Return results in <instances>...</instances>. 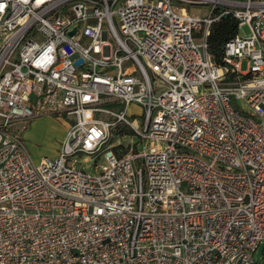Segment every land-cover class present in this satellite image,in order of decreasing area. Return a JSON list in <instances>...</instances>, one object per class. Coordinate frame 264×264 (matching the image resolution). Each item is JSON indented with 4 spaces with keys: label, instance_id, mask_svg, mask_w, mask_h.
<instances>
[{
    "label": "built area",
    "instance_id": "2783aa9c",
    "mask_svg": "<svg viewBox=\"0 0 264 264\" xmlns=\"http://www.w3.org/2000/svg\"><path fill=\"white\" fill-rule=\"evenodd\" d=\"M225 14L250 33L217 64ZM41 115L68 127L35 163ZM261 244L264 0H0V264H256Z\"/></svg>",
    "mask_w": 264,
    "mask_h": 264
},
{
    "label": "rangeland",
    "instance_id": "374dc122",
    "mask_svg": "<svg viewBox=\"0 0 264 264\" xmlns=\"http://www.w3.org/2000/svg\"><path fill=\"white\" fill-rule=\"evenodd\" d=\"M189 7L192 11L196 13L203 12L207 9V5L205 4H195L190 5ZM238 33L241 35H248L250 33L248 24L244 23L240 25V27L238 28ZM240 66L242 70L247 69L248 62L246 58H242L240 60ZM112 106L114 108L118 107L113 103ZM127 114L129 119H133V117H135L138 121H140L142 110L138 106L130 104L127 107ZM43 117H47V115H41L32 118L23 125L24 129H22L21 131L22 137L25 140V144L35 163H39V161L45 156L54 157L55 150L57 152L59 143L63 139L62 137H64L65 135L60 132L61 128H58V124H54L55 127L45 121L38 123L34 122V124H32L33 120ZM21 124V122H18V127H20ZM137 141L138 140L136 136H134L133 129L129 126L120 124L115 130H112L110 132L108 145L112 147L113 150L117 151L119 154H125L128 153L131 148L132 150H135ZM84 164L87 166L88 171L91 172L93 170V162L88 161ZM254 259L256 260V264H264V244H261L258 247L257 251L254 254Z\"/></svg>",
    "mask_w": 264,
    "mask_h": 264
},
{
    "label": "trees",
    "instance_id": "16d2710c",
    "mask_svg": "<svg viewBox=\"0 0 264 264\" xmlns=\"http://www.w3.org/2000/svg\"><path fill=\"white\" fill-rule=\"evenodd\" d=\"M238 20L231 14H225L215 21L207 37L208 51L215 63L223 62L222 56L225 43L229 41L238 30Z\"/></svg>",
    "mask_w": 264,
    "mask_h": 264
},
{
    "label": "crops",
    "instance_id": "0c3cea01",
    "mask_svg": "<svg viewBox=\"0 0 264 264\" xmlns=\"http://www.w3.org/2000/svg\"><path fill=\"white\" fill-rule=\"evenodd\" d=\"M47 122L51 125H53L55 127L54 124H58V128L60 127V132H62V134H65L66 130H67V127H68V123L64 120V119H60V118H57V117H53V116H48L47 117H43V118H37L35 120L32 121V124H34V122ZM60 121V122H59ZM18 124V123H17ZM16 124V126H18ZM22 126V124H21ZM60 135V134H59ZM63 138V137H62ZM57 154L56 150H55V155Z\"/></svg>",
    "mask_w": 264,
    "mask_h": 264
},
{
    "label": "water",
    "instance_id": "95a60500",
    "mask_svg": "<svg viewBox=\"0 0 264 264\" xmlns=\"http://www.w3.org/2000/svg\"><path fill=\"white\" fill-rule=\"evenodd\" d=\"M74 33V30H72L71 32H70V34H73Z\"/></svg>",
    "mask_w": 264,
    "mask_h": 264
}]
</instances>
